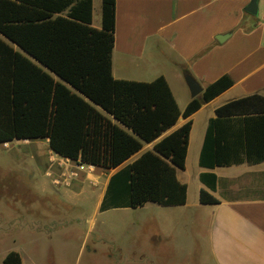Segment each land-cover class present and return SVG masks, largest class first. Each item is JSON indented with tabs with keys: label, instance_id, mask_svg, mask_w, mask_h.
Here are the masks:
<instances>
[{
	"label": "trees",
	"instance_id": "1",
	"mask_svg": "<svg viewBox=\"0 0 264 264\" xmlns=\"http://www.w3.org/2000/svg\"><path fill=\"white\" fill-rule=\"evenodd\" d=\"M115 33L116 0H103L100 29L93 26V0H0V144L49 139L65 159L116 169L234 85L223 76L182 113L165 77L114 78ZM191 130L189 121L114 174L101 211L185 205L188 187L178 171L186 168ZM262 162L264 97L218 108L201 167ZM201 181L214 191L217 176L203 173ZM199 201L219 203L207 190ZM3 264H23L21 254L10 252Z\"/></svg>",
	"mask_w": 264,
	"mask_h": 264
},
{
	"label": "crops",
	"instance_id": "2",
	"mask_svg": "<svg viewBox=\"0 0 264 264\" xmlns=\"http://www.w3.org/2000/svg\"><path fill=\"white\" fill-rule=\"evenodd\" d=\"M252 1L116 0L115 79L152 82L165 77L182 113L194 99L187 75L203 90L223 76L234 81L230 89L188 119L180 117L176 126L157 141L146 144L119 168L95 167L90 172L76 169L75 183L73 178L69 186L57 185L56 180L70 176L72 171L66 173L65 168H74L75 162L64 166L65 158L51 149L49 139L21 140L35 146L27 156L47 182L41 183V193L74 199L89 191L97 198L99 214L118 210L101 211L114 174L142 153L153 150L159 140L192 122L186 168L178 171V179L188 187L187 203L176 207L149 203L138 208L152 209L150 223L155 247L151 255L136 258V264H159L161 251L156 246L166 242L171 243L170 259L174 264H264V162L215 169L200 165L209 122L216 118V110L254 94L264 97V0H257V15L246 11ZM102 2L93 0V26L97 29L102 27ZM92 127L98 129L96 123ZM14 143L20 141L6 143L7 148ZM207 172L217 176L214 191L201 181V175ZM201 190L210 192L219 203L201 204ZM146 224L143 223L144 227ZM18 227L22 234L16 236L14 230ZM58 227L60 224L55 221L46 220L15 224L14 218L0 214V231L10 237L0 251V264L12 251L21 254L23 264H57L56 243L51 256L47 244L54 242ZM81 250L84 252L86 247ZM89 251L96 253L92 248ZM108 254L110 260L125 263L120 248L111 247Z\"/></svg>",
	"mask_w": 264,
	"mask_h": 264
},
{
	"label": "rangeland",
	"instance_id": "3",
	"mask_svg": "<svg viewBox=\"0 0 264 264\" xmlns=\"http://www.w3.org/2000/svg\"><path fill=\"white\" fill-rule=\"evenodd\" d=\"M7 147L0 145V214H7L20 225L43 220L60 224L54 242L47 244L50 256L56 250L57 264H119L108 258L111 247L122 250L124 264H136V258L152 254L155 247L150 223L154 215L152 209H118L97 214V198L89 191L74 199L43 194L40 186L47 182L27 156L35 146L20 141ZM70 167L65 168L66 173L76 171ZM75 180L77 178L74 183ZM143 223H147L145 227ZM157 232L161 234V230ZM14 233L22 234L21 227ZM9 239L0 231V251ZM53 243H56L55 250ZM170 244L156 246L161 251L159 264H174L170 259ZM83 246L86 247L84 252ZM90 248L96 253L90 252Z\"/></svg>",
	"mask_w": 264,
	"mask_h": 264
},
{
	"label": "water",
	"instance_id": "4",
	"mask_svg": "<svg viewBox=\"0 0 264 264\" xmlns=\"http://www.w3.org/2000/svg\"><path fill=\"white\" fill-rule=\"evenodd\" d=\"M246 11L252 15H257L258 14L257 0H253L247 6ZM218 40L221 41V38H218ZM186 81H187V84L189 86V89H190V92L193 98L199 97L203 94L204 92L203 88L191 75L186 76Z\"/></svg>",
	"mask_w": 264,
	"mask_h": 264
},
{
	"label": "built area",
	"instance_id": "5",
	"mask_svg": "<svg viewBox=\"0 0 264 264\" xmlns=\"http://www.w3.org/2000/svg\"><path fill=\"white\" fill-rule=\"evenodd\" d=\"M4 146H8L7 144H4ZM65 162L63 163L64 166H67V165H70V163L72 162L71 160L69 159H64ZM75 169L79 170V171H93L95 169V166H92V165H87V164H82L80 162H75V165L73 166ZM78 176V173H75V172H71L70 176L66 179H64L63 181L61 180H56L55 183L57 185H65V186H69L70 185V182L71 180Z\"/></svg>",
	"mask_w": 264,
	"mask_h": 264
}]
</instances>
